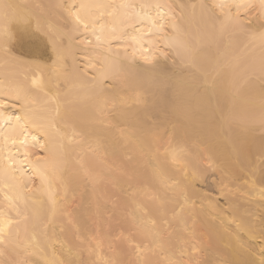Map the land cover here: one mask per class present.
Segmentation results:
<instances>
[{
    "label": "bare ground",
    "instance_id": "bare-ground-1",
    "mask_svg": "<svg viewBox=\"0 0 264 264\" xmlns=\"http://www.w3.org/2000/svg\"><path fill=\"white\" fill-rule=\"evenodd\" d=\"M71 2L0 0L13 6L12 13L31 20V28L15 22L12 25L15 37L11 53L25 61L26 66L13 62L10 57L6 60L0 52V96L30 92L26 113L18 108L9 111L13 116L26 114L38 126L47 125L51 93L46 96L33 81L43 80L53 92L56 86L49 84L46 70L42 74L36 68L51 64L54 57L46 37L36 32L35 27L37 23L43 28L55 26L53 35L59 40L58 33L67 32L71 25L65 27L61 10L55 5ZM128 2L163 5L161 11L174 17L172 22L176 27L166 25L153 36L148 44L150 51L146 53L150 56L148 63L141 57L139 46L130 39L126 41L127 55L119 48L122 55L117 58L113 55L117 48L111 51L108 48L115 41L97 42L83 31L74 34L72 46L65 54L67 75L61 82L60 99L77 101L85 121L90 124L89 136L76 141L70 161L65 164L55 131L50 133L49 152L40 164L46 175H53L54 169L62 172L63 183L57 175H53L52 183V191L59 192L58 208L54 212L48 196L39 194L40 200L34 209L26 212L31 217L29 226L25 228L21 223L13 233L18 246L0 260L15 257L29 264L133 260L135 254L130 247L115 241L109 248V243L115 235L122 232L127 235L133 224L149 212L162 221L167 209V218L172 223L171 226L162 224L163 239L170 243L165 248L166 255L159 257L161 261L172 255H183L187 260L193 246L197 249L193 255L199 264L205 261L218 264L223 259L258 261L264 251V199L260 196L264 189L260 171L264 134L256 128L225 141L217 118L232 81L241 79L249 69L256 72L252 102L248 97L235 100L228 97L227 102L235 119L259 115L258 73L264 50L256 41L233 42L229 46L225 38L217 51L211 38L219 23L207 9L201 8L216 0ZM230 2L239 3V0ZM251 2L259 5L260 0ZM145 11L153 19L159 18L155 7ZM258 17L257 8L246 17L244 28L252 33L264 31L261 29L264 18ZM164 20H168V15ZM133 23L141 21L128 19L117 27L131 33ZM84 36H89L92 44L77 42V37ZM232 56L240 57L235 76L214 70L217 60ZM253 166L255 174L249 175L248 170ZM236 174L244 179L237 180ZM33 179L39 188V177ZM14 183L11 176L0 175V209L8 210V199L15 195ZM177 187L179 190L173 192ZM156 190L172 199L154 203ZM177 201L183 206V216L173 219L171 208ZM20 208L23 210L24 205ZM8 211L16 217L15 211ZM13 228L16 229L15 224ZM117 245L127 248V252H119ZM144 255L150 256V253Z\"/></svg>",
    "mask_w": 264,
    "mask_h": 264
},
{
    "label": "snow or ice",
    "instance_id": "snow-or-ice-1",
    "mask_svg": "<svg viewBox=\"0 0 264 264\" xmlns=\"http://www.w3.org/2000/svg\"><path fill=\"white\" fill-rule=\"evenodd\" d=\"M12 5L0 3V52H3L5 59L9 57L11 60L21 66H26V62L15 57L11 53L12 41L15 37L13 31V23L23 24L31 28V20L27 16H21L12 13L10 9ZM39 7V5L37 6ZM60 9V17L64 20L65 27L69 24L67 32H59V40L53 35L55 26L49 25L48 28H43L39 23L36 24L35 31L41 33L46 37L51 46L52 55L54 59L49 65L40 66L36 68L42 74L47 71L49 84L56 86V91L53 92L50 87H47L43 80L33 81L40 91L51 93L48 100L49 118L46 126H38L34 121H29L27 115L13 116L9 109L18 108L20 112L26 113V104L29 102L31 93L24 92L23 95L17 91L15 95L0 96V175L11 176L15 182L13 190L15 195L8 199L7 209L16 212V217L10 214V211L0 209V257H7L11 255L15 244L13 239L14 231H18L19 225L23 223L27 228L31 222V217L26 215L28 209H34L37 201L40 200L39 194L47 195L52 204V209L58 208L57 198L59 192L52 191L53 175H57L60 182L63 183V175L60 169H54L53 175H46L41 168L40 161L47 158L49 152V136L54 130L56 137L63 149L64 163L70 161L71 153L74 151L72 147L78 139H84L89 136L90 124L85 121L84 116L78 108L76 100L60 99V92L62 89V80L66 79L65 60L66 52L71 48L74 34L90 33L97 42L115 41V45L108 44L109 51L113 47L117 51L113 55L119 58L122 53L119 48H123V55L128 53L127 40H132L135 45L139 46L141 57L146 63L150 61V56L147 55L150 51L148 44L151 43L153 36L159 34L160 30L171 25L175 28L176 25L172 22L174 17L171 14H166L161 11L163 5H136L128 2V0H121L117 3L115 0L109 3H94L84 2V0H72L71 3H60L55 5ZM155 7L158 19H153L145 9ZM140 12L137 13L136 9ZM202 9H207L215 20L219 23V27L212 35V42L217 45V51L222 45L225 38L229 42V46L233 42L243 44L245 41H256L264 50V31L252 33L244 28V21L247 16H251L252 12L259 9V17L264 18V0H260L259 5H255L251 0H239V3L230 2V0H216L212 5H201ZM245 15H241V13ZM168 15V20H164V16ZM139 20L141 23H133L132 32L121 31L117 27L118 23H123L125 20ZM264 29V24L261 25ZM77 42L82 44H92V39L89 36H84L83 39L76 38ZM65 41L67 43H65ZM147 41V43H146ZM133 56L136 54L135 47L132 52ZM240 65V57L232 56L226 57L223 60H217L215 71L223 74L231 73L235 76L236 69ZM87 75V73H86ZM259 79L261 86L259 90V115H253L245 120L235 119L232 115L233 109L229 106L227 98L235 100L237 97H248L249 102H252L254 97V77L256 76L255 69H249L248 72L239 80H233L231 86L226 93L225 103L219 107V116L217 122L219 124L221 133L225 141H230L234 136L245 135L259 128L264 134V60H262L259 68ZM23 101V103H21ZM101 123H105L101 121ZM35 129V131H33ZM111 130V129H109ZM164 135H168L165 131ZM39 148V152L36 149ZM7 153V157H5ZM175 158V153H173ZM260 171L264 176V152L260 156ZM249 175H254L253 169L248 170ZM18 174V175H17ZM39 177L40 187L37 188L34 184V177ZM237 180L244 179L243 176L236 174ZM247 182V181H245ZM179 187L172 191L176 192ZM153 198L156 200L168 201L172 197L167 193L160 195L159 190ZM260 196L264 199V189H262ZM187 200H185V204ZM24 205L21 210L20 205ZM180 208V212H177ZM167 209L163 220H158L157 215L149 212L148 216L142 218L133 224L132 230L125 235L120 233L113 237L112 242L109 243V248H112L115 241H119L120 245H127L135 254L133 260L123 259H108L101 261H93L92 264H199L198 258L193 255L197 251L195 246L189 251L188 259L185 260L183 255L176 257L174 255L167 256L163 261L159 259L160 256H165V248L170 243L163 239L164 229L163 223L171 226L172 221L167 218ZM160 209H156L159 214ZM171 215L173 219L178 216H183V206L176 202V206L171 208ZM264 223V218H262ZM16 225V229L13 225ZM187 239V237H185ZM117 245V249L122 254L127 252V248H122ZM95 253V249H92ZM202 252V249L200 250ZM71 252V250H70ZM150 253V256L144 253ZM155 257L156 259H153ZM0 264H29L27 260H20L17 258L0 260ZM32 264H39V261H34ZM52 264H76L74 260L53 261ZM204 264H209L205 261ZM218 264H264V251L261 252V257L258 261H234L223 259Z\"/></svg>",
    "mask_w": 264,
    "mask_h": 264
},
{
    "label": "rangeland",
    "instance_id": "rangeland-1",
    "mask_svg": "<svg viewBox=\"0 0 264 264\" xmlns=\"http://www.w3.org/2000/svg\"><path fill=\"white\" fill-rule=\"evenodd\" d=\"M220 202H222V200H220Z\"/></svg>",
    "mask_w": 264,
    "mask_h": 264
}]
</instances>
